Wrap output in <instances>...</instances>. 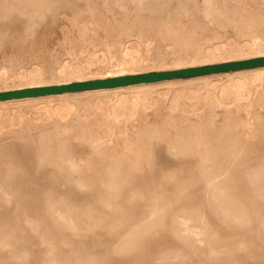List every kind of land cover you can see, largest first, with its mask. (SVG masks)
<instances>
[{
	"label": "rangeland",
	"instance_id": "obj_1",
	"mask_svg": "<svg viewBox=\"0 0 264 264\" xmlns=\"http://www.w3.org/2000/svg\"><path fill=\"white\" fill-rule=\"evenodd\" d=\"M94 1L104 14V0ZM106 1L114 6L105 13L111 24H133V15L123 20L117 4L128 10L134 0ZM258 1L243 0L249 9H256ZM175 2L143 0L142 6L147 12ZM75 5L82 9L85 3ZM16 6L0 0V71L32 63L56 69L68 61L84 64L89 58L93 72L113 69L111 55L90 44L94 33L83 35L72 26L70 6L53 15L46 12L43 19L39 14L29 18ZM227 32L234 34L229 28ZM212 36L211 31L198 30L195 38L182 42L207 46ZM178 45L159 35L150 44L130 37L131 50L137 52L144 71L172 68ZM112 52L113 59L120 57L119 47ZM242 92L247 98V90ZM246 98L237 99L227 77L216 76L207 86L201 80L154 86L141 94L135 107L132 100L118 106L109 94L77 96L68 108L56 99L46 107L1 108L0 264H141L142 260L161 264L169 258L172 264H264V207L252 209L257 194H248L245 180L247 169L264 164V107L247 106ZM207 115H212V123ZM97 139L106 153L93 149ZM238 148L237 156L243 160L239 165ZM206 154L209 161H204ZM79 157L81 168L71 173L69 164ZM215 171L221 173L219 194H210L205 175ZM111 174L116 175L114 182ZM236 180L241 194H235ZM237 200L242 203L241 216L250 223L233 221ZM51 207L63 212L64 223L52 222ZM155 210L161 212V220L139 226L130 252L119 251L130 221ZM188 211L203 212L210 236L206 244L224 246L218 261L203 254L183 256L187 246L170 216Z\"/></svg>",
	"mask_w": 264,
	"mask_h": 264
},
{
	"label": "bare ground",
	"instance_id": "obj_2",
	"mask_svg": "<svg viewBox=\"0 0 264 264\" xmlns=\"http://www.w3.org/2000/svg\"><path fill=\"white\" fill-rule=\"evenodd\" d=\"M10 1L17 5L15 8L18 9L21 14H24L29 18H33L36 14H39L43 19L46 12H50V14L53 15L56 10L70 6L72 12V26L78 28L83 35H85V32L94 33L93 38L90 40V44L101 46L111 55L109 64L113 69L107 71H99V69H97L93 72L92 66L94 62L93 59L89 57V60L84 64L70 63L68 61L60 64L56 69L45 68L38 63H32L27 67L4 66V70L0 71V92L41 86L63 85L71 82H85L146 72L178 70L264 57V0L258 1L256 9H249L243 0H176L173 6L167 8H153L147 12L142 6L143 0H134V7L128 10L126 9V6L117 4L118 7L123 10V20H126L133 15V24L129 26L122 22L111 24V19L106 16L105 13L111 12L114 6H111L106 0L102 1L101 7L104 9V14L100 13L99 6L94 0ZM81 1L85 3L84 8L82 9L75 5ZM13 8V6H9V10H12ZM80 23L81 26L79 27ZM228 28L231 29L234 34H229L227 32ZM108 29L112 32H108ZM99 30L105 31L102 32L105 34L103 37L97 35ZM198 30L213 32V36L208 40L210 45L203 46L199 43L191 44L190 41H186V43L182 42L185 39L190 40L195 38ZM220 31L224 33L220 34ZM154 35H159L162 40L173 39L175 40V44L178 42L179 48L176 51L177 54L172 63V68H159L144 71L146 68L140 66L141 62L137 58V52L134 54L131 50L130 37H135L138 41L144 40V42L150 44ZM122 37L126 38V40L122 41ZM77 45V43L73 44L72 49H75ZM118 47L120 48V57L113 59L114 55L112 50ZM101 55L103 56V54ZM216 76L227 77L233 90H235L237 99L246 98L242 91L247 90V106L264 107V67H256L252 69L213 73L185 79H167L153 83H140L114 88L92 89L38 97L9 99L0 101V109L8 104H34L46 107L51 101H53V99H56L63 108H68L71 106L70 102L77 96L95 95L96 97H99L109 96V94L115 98V102L118 106H125L128 100H132V104L135 107L141 99V94L149 92L154 86L164 84L169 85L178 81L186 82L196 80L203 81V84L207 86L209 79ZM258 83L262 85V89L257 88ZM253 86H255V89H253ZM148 87L150 89L145 90V88ZM233 97L235 96L233 95ZM131 115L134 114L131 112ZM212 119V115H207L208 123H212ZM238 138L239 136L237 134V139ZM99 141L100 140L97 139L92 142L93 149L99 151V153H106L104 148L99 147ZM237 141L236 144H239V140ZM238 153L239 148L235 151V159L239 165L243 163V160L237 156ZM210 159V155L206 154L204 161H209ZM80 161H83L81 157H79V161L74 159L70 162L69 167L72 170L71 173H77L79 171L81 168ZM220 175L221 173L216 171L205 175L206 187L209 189L210 194H219L217 185L220 181ZM115 178L116 175L111 174L110 179L112 181L110 182H114ZM76 180L77 182L81 181L80 178H77ZM238 180L240 182L239 178ZM238 180H236L235 194H241ZM245 180L247 183L246 191L248 194H257V196L253 197L251 200L252 209L261 210V208L264 207V164L254 169H247L245 171ZM223 194H227V192H224ZM241 205L242 203H239L237 200L235 204L236 215L234 216L233 221L238 223V225L243 222L248 224L250 223V219L241 216ZM222 214H225V221H228V211L224 210ZM50 216L52 222H55L56 224L64 223L66 221L63 212L58 208L51 207ZM154 219L161 220V212L159 210L151 211L139 220L132 219L129 224V230L122 236L124 241H120L118 244L119 251L128 254L130 249H132V246H134V243L130 241L135 237V229ZM170 220L173 229L185 241L187 246V251L183 254L184 257L188 256L189 253L203 254L206 259L218 261L221 256L224 255L221 249L224 248L223 245L217 247V245L214 246L213 244H206L205 242V239L210 236L207 233V221L205 222L203 212L188 211L176 213L170 216ZM204 245H207V250L196 248ZM228 252L229 250L226 251L225 254H228ZM169 259L166 263L161 264H172V261ZM156 263L157 262H155V264ZM141 264H148V260H142Z\"/></svg>",
	"mask_w": 264,
	"mask_h": 264
},
{
	"label": "water",
	"instance_id": "obj_3",
	"mask_svg": "<svg viewBox=\"0 0 264 264\" xmlns=\"http://www.w3.org/2000/svg\"><path fill=\"white\" fill-rule=\"evenodd\" d=\"M256 67H264V57L250 58L246 60L184 68L178 70L146 72L113 78L90 80L85 82H71L69 84L63 85L41 86L20 90L2 91L0 92V101L53 95L64 92H78L92 89L114 88L140 83H153L167 79H185L213 73L252 69Z\"/></svg>",
	"mask_w": 264,
	"mask_h": 264
}]
</instances>
